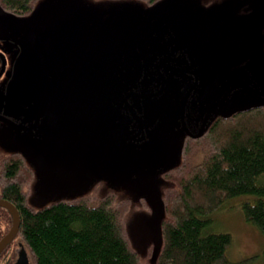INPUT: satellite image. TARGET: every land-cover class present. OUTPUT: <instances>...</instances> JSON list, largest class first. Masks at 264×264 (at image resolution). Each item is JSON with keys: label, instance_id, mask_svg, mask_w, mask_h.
I'll return each instance as SVG.
<instances>
[{"label": "flooded vegetation", "instance_id": "1", "mask_svg": "<svg viewBox=\"0 0 264 264\" xmlns=\"http://www.w3.org/2000/svg\"><path fill=\"white\" fill-rule=\"evenodd\" d=\"M139 1L82 2L84 11H77L92 31V45L87 47L67 40L50 42L41 36L31 43L25 40L22 21L46 3L38 6L36 0L32 11L24 15L0 7V154L22 156L38 173L28 148L39 157L43 148L56 147L80 162L81 146L84 168L92 171L86 180L106 178L99 170L120 167L133 154L125 168H153L159 173L164 169L157 166L170 151L176 153L187 140L199 138L216 118L264 110V0H244L242 13L228 6L224 16L212 15L213 29L224 26L225 33L208 35L201 32L198 20L190 21L193 7L171 0ZM232 18L247 34L234 51L228 48ZM30 48H36L32 57L37 60L26 56ZM94 67L103 70L98 83L91 86L86 81ZM61 76L80 78L84 84L74 93L72 85L66 84L62 92ZM109 88L108 98L104 91ZM225 92L227 96L202 127L204 115ZM239 99L252 104L239 109L235 103ZM137 152L142 154L136 157ZM46 163L59 165L53 158L39 161L43 167ZM0 200L11 202L19 214L17 204L1 188ZM8 214L12 217L0 205V224ZM17 234L18 229L0 251V264H30Z\"/></svg>", "mask_w": 264, "mask_h": 264}, {"label": "trees", "instance_id": "2", "mask_svg": "<svg viewBox=\"0 0 264 264\" xmlns=\"http://www.w3.org/2000/svg\"><path fill=\"white\" fill-rule=\"evenodd\" d=\"M35 1L0 0V7L24 15ZM194 143L187 140L178 164L162 172V245L153 264H233L227 253L232 236L215 228L212 214L237 196H246L244 219L264 235V110L218 117ZM33 176L22 156L0 154V188L19 208L17 236L31 264H152L129 240L130 198L107 191L33 208ZM1 221L0 238L12 217Z\"/></svg>", "mask_w": 264, "mask_h": 264}, {"label": "rangeland", "instance_id": "3", "mask_svg": "<svg viewBox=\"0 0 264 264\" xmlns=\"http://www.w3.org/2000/svg\"><path fill=\"white\" fill-rule=\"evenodd\" d=\"M51 0H37V5L50 3ZM80 12L84 11L82 2H94V0H67ZM139 3V0H127ZM181 6L193 7L195 14L190 15V21L198 20L201 32L207 35L213 31L225 33V27L213 29L211 21L214 14L224 16L226 7L230 6L234 10L243 7L244 0H171ZM171 5V2H169ZM206 17V20H205ZM249 17V16H248ZM231 45L229 49L236 50L244 36L246 30L244 26L235 18L231 20ZM238 28H236V27ZM251 40V36H248ZM195 142V140H193ZM190 140L193 146L196 144ZM170 160H173L169 162ZM168 162L159 164V170L167 169L176 165L180 160V150L173 154L169 152ZM162 172L154 173L153 179L156 187V197L150 198L145 195L138 179L135 176L124 178L107 177L88 181L81 186L78 191L69 190L65 181L48 183L37 172H34L30 188L28 204L33 208L42 207L51 201L60 198H73L86 194H102L107 191H114L121 196L130 198L133 209L129 213L127 220V231L131 245L141 254L148 255L150 263H154L162 245L160 223L164 216L162 189L164 180ZM72 180H70V183ZM71 185V184H70ZM245 195L230 199L224 207L212 214L214 226L219 231H228L232 236V243L228 248V257L233 264H264V235L253 224L247 222L241 211V202ZM255 255L250 261L242 262L243 259ZM31 264V263H30Z\"/></svg>", "mask_w": 264, "mask_h": 264}, {"label": "water", "instance_id": "4", "mask_svg": "<svg viewBox=\"0 0 264 264\" xmlns=\"http://www.w3.org/2000/svg\"><path fill=\"white\" fill-rule=\"evenodd\" d=\"M21 31L24 34V38L26 41H28V43L34 42L38 36H41L50 42H60L61 40H67V41H72V42L73 41L78 42L84 45L85 47L92 45L90 41V37L92 34L90 27L88 26L86 21L82 18V16L79 14L77 9L74 8L71 4L66 3V2H55V3L53 2V3H47L41 6L31 16L25 18L22 21ZM35 50L33 51L31 50L30 52L27 53L26 56L30 57L33 60H37L34 57H32V55L36 54V53L33 54ZM53 68L54 67L50 69V72H52ZM102 70L103 69H100V68H95V67L92 68L91 73L89 74L86 83H89L91 86L97 84L99 81L100 75L102 73ZM40 72H41L40 75H42L44 70H40ZM58 80L63 82L62 85H60L62 92L66 89V84L72 85V88H71L72 93L76 91L78 85L81 86L84 84L82 79L75 78L74 80H71L69 76L67 77L61 76L60 78H58ZM104 93H105V96L109 98L110 88L107 89V91H104ZM227 94L228 93L225 92L215 103L211 105V107L208 109V111L204 115V118L202 121V127L209 113L225 99ZM235 103L237 104V107L239 109L247 108L248 106L252 104V102L246 99H239ZM77 121H79V118L77 119ZM113 136L121 140L130 139L129 137L117 136L114 134ZM80 149H81V146L78 147V150H79L78 160L80 162H73L72 160L68 158L67 155L63 154L56 147H48V149L43 148L41 150V154L39 157L33 154L30 148L27 149L26 153L27 154L32 153L31 158L34 159L32 160L39 167L38 173L42 174L44 176L42 178H44V180H46L48 183L56 182L58 180L59 181L68 180L67 185H69V187L74 188L75 189L74 191H78V189L81 186L85 185L88 181H90V180H86V177H88L89 175H92V171L90 168H84L86 158L84 156L85 154H83ZM39 153H40V150H39ZM89 154L91 158L94 159L91 149H89ZM140 154L142 153H138L136 157L139 156ZM167 155L169 157V153ZM43 157H46L49 160L53 158L54 163H58L59 165L50 163L51 165L55 166V167H51L49 166V163H46L45 164L46 167H43L41 166V164H39V161L42 162ZM113 157L117 158L118 156L113 155ZM134 157L135 156L133 154L131 158L128 161H126L124 165L120 167H115L112 169L107 168V169H104L103 172H101L102 170L101 171L99 170V172L101 175L105 176L106 178L107 177L124 178L128 176H135L138 179L139 184L144 194L150 196V198H155L156 197V187H155V181L153 179V174H154V172H152L153 168L152 169L150 168L142 169V170H137L136 168H125V166H128L132 162ZM157 158H159V154L157 155L156 159ZM171 161L173 160L169 159V162ZM166 162H168L167 159L165 160L164 163ZM60 167H64V168L60 169ZM165 170L166 169H164V171ZM75 173H78V175H75ZM70 180H72L71 183H70ZM0 205L7 207L12 214V225L8 233L2 239H0V251H1L4 248L5 244L15 235L18 229L19 214L16 208L14 207V205L9 201L0 200Z\"/></svg>", "mask_w": 264, "mask_h": 264}, {"label": "bare ground", "instance_id": "5", "mask_svg": "<svg viewBox=\"0 0 264 264\" xmlns=\"http://www.w3.org/2000/svg\"><path fill=\"white\" fill-rule=\"evenodd\" d=\"M135 249V248H134ZM140 253V252H139Z\"/></svg>", "mask_w": 264, "mask_h": 264}]
</instances>
